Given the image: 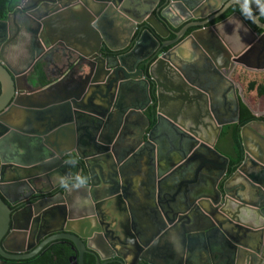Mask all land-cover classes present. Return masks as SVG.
Returning a JSON list of instances; mask_svg holds the SVG:
<instances>
[{
  "label": "water",
  "instance_id": "water-1",
  "mask_svg": "<svg viewBox=\"0 0 264 264\" xmlns=\"http://www.w3.org/2000/svg\"><path fill=\"white\" fill-rule=\"evenodd\" d=\"M214 1L20 0L0 19L1 256L23 260L66 240L76 264L86 254L95 264H155L154 251L180 234L189 253H206L203 264H264V136L255 131L264 121L242 127L244 160L231 176L216 149L223 127L239 121L231 73L264 71V0L222 9L227 0ZM232 4L255 27L238 12L208 26ZM191 19L200 28L183 39L189 25L175 29ZM236 20L251 38L234 47L227 30ZM116 22L129 26L120 45L109 37ZM164 122L191 140L169 167L157 140ZM146 155L147 200L138 205L131 168ZM58 172L76 182L13 209L29 199L8 193L42 188Z\"/></svg>",
  "mask_w": 264,
  "mask_h": 264
},
{
  "label": "crops",
  "instance_id": "crops-1",
  "mask_svg": "<svg viewBox=\"0 0 264 264\" xmlns=\"http://www.w3.org/2000/svg\"><path fill=\"white\" fill-rule=\"evenodd\" d=\"M222 2V1H219ZM215 1L211 0V4L215 5ZM220 5V3H219ZM210 11L209 9L206 11H203V14H208ZM174 16L177 15L176 12H173ZM182 25V22H181ZM127 27L128 24H124L122 22H116L112 24V26L109 28V37L113 40V42L116 45H120L122 41H124V38L127 36ZM242 27L238 25V21L236 20L235 23L231 24L228 26L227 30V38L229 40V43L236 47L237 44L244 45L243 41L244 39L248 40L251 38L249 32H244ZM178 31V30H177ZM244 34H243V32ZM20 50L22 52H25L24 47H20ZM264 50V49H263ZM188 52L184 53V58H187ZM237 90V87H236ZM130 92L127 93L129 95V98H133V100H136L140 95L138 96L139 93V88H131L129 90ZM137 94V95H136ZM139 100V99H137ZM147 113V111H146ZM141 118L138 119L140 121ZM261 129L264 130L263 126H259ZM157 140L159 141V145L161 146V158L163 160V163H165L169 167V163H176V160L180 157L181 150H182V144L185 146V143L190 142L191 140L185 136L182 135L181 132L176 131L174 128H172L168 123H165L159 126V132H158V138ZM217 148V145H216ZM184 149V148H183ZM221 151V149L219 150ZM222 152V151H221ZM202 153H205L204 150H202ZM138 165L133 166L131 168V176L133 177V190L135 191L136 198L138 201V205L143 204L146 198V188L148 182H149V175H150V168L151 165L148 164L149 158L146 155L143 158H138ZM135 171V172H134ZM187 176H185L187 179H193L188 176L192 174L186 173ZM182 178L177 179L176 183L170 184V187H172V190H174L175 186L178 181H181ZM205 180V179H204ZM205 182H207L205 180ZM143 184V186H142ZM234 184V183H233ZM232 184V185H233ZM185 190V188H183ZM18 191L22 192V189ZM144 191V192H143ZM143 192V193H142ZM138 213V218L142 220H146L147 217L144 216V214L140 211ZM207 255L204 251L199 252L197 250H192L189 253V248H186L185 244L182 242V238H180V234H175L173 237L166 238L161 244L160 247L154 251V253L151 255V259L154 261L155 264H185V262H189L188 264H203L205 262V259ZM129 259V258H128ZM95 260V259H94ZM109 261V260H108ZM117 264H119L117 261H114ZM104 264H110V262ZM113 263V262H112ZM132 261L131 259L128 260L127 264H131Z\"/></svg>",
  "mask_w": 264,
  "mask_h": 264
},
{
  "label": "trees",
  "instance_id": "trees-1",
  "mask_svg": "<svg viewBox=\"0 0 264 264\" xmlns=\"http://www.w3.org/2000/svg\"><path fill=\"white\" fill-rule=\"evenodd\" d=\"M20 0H0V19H6L9 12L15 9V7L19 4ZM242 14L247 22L255 27V24L244 15L241 8L238 5H233L223 16L218 18L216 21H220L233 13ZM261 20H264V14L261 16ZM150 28V27H149ZM257 29V28H256ZM151 31H153L150 28ZM179 31L180 28L175 29ZM154 33V31H153ZM189 33V32H188ZM140 32L136 33L138 36ZM156 35V34H155ZM158 36V35H157ZM159 38V36H158ZM170 40L175 39V33H171L169 36ZM162 40V39H161ZM163 41V40H162ZM171 47H163L161 52L168 51ZM141 68L147 69L145 64L141 65ZM231 79L235 83L237 87V96L240 104V113H239V121L234 124L224 126L219 144L223 143L224 148L221 149V153L226 155L229 158V167H228V175H231L236 171V169L243 163L244 159V148L242 144L241 138V129L243 126L247 125L253 121H264V114L259 115V111L261 110V99H264V71H250L243 66H238L232 73ZM151 96L153 100L156 99V91L155 86L151 87ZM155 113L156 107H150L147 110L148 116L151 118V125L155 124ZM219 144L217 145L219 148ZM217 148V149H218ZM82 177L86 180V171L83 172ZM41 254L38 257H35L29 260L28 264H62L66 254L64 252L59 254L58 261L53 263L52 257L49 254H45L42 257ZM26 260L21 261L24 263ZM18 264V263H17ZM86 264H95L94 257L88 255V260ZM110 264H117L116 262Z\"/></svg>",
  "mask_w": 264,
  "mask_h": 264
},
{
  "label": "flooded vegetation",
  "instance_id": "flooded-vegetation-1",
  "mask_svg": "<svg viewBox=\"0 0 264 264\" xmlns=\"http://www.w3.org/2000/svg\"><path fill=\"white\" fill-rule=\"evenodd\" d=\"M228 3V0L226 1V2H224L223 3V5H221V9L226 5ZM233 5H237V4H232L231 6H229L227 9H226V11L225 12H223L221 15H219L217 18H215V20L214 21H216L218 18H220L221 16H223L224 14H226V12L233 6ZM220 9V10H221ZM219 10V11H220ZM219 11H216L215 12V14H217ZM9 14V13H8ZM234 14V13H233ZM233 14H231V15H233ZM231 15H229L228 17H230ZM228 17H226V18H224V19H222V20H220V21H217V22H210L209 24H208V26H210V25H212V24H217V23H220V22H222V21H224V20H226ZM195 20H193V19H191V20H187V21H185V22H182V25H180V30H182V28L183 27H185V26H187V25H189V27H188V30H187V32H186V34H185V36L183 37V39H185V38H187L191 33H192V31H194V30H196V29H199L200 27H193L192 25H190V24H192L193 22H194ZM179 30V31H180ZM189 32V33H188ZM170 40V39H169ZM144 64V63H143ZM44 84H46V82L44 81ZM224 128V127H223ZM256 132H259L261 135H263L264 136V130L263 129H261L260 127H258V130H255ZM220 139V138H219ZM219 144V140H218V142H217V144L216 145H218ZM217 148H218V146H217ZM216 148V149H217ZM217 150H220V148H218ZM220 152V151H219ZM67 160H73V157L72 156H68L67 157ZM244 160V159H243ZM238 169V168H237ZM236 169V170H237ZM232 174H234V173H232ZM231 174V175H232ZM230 175V176H231ZM81 177H82V175H81ZM65 177H62L61 178V173L60 172H58V173H56V174H54L53 175V181L52 180H49L46 184H45V186L44 187H42L41 188V186L40 185H38L37 187H36V185H33V186H26V185H24V186H22V192L19 194V191H17V193L18 194H14V193H12V192H10L8 189H5L4 190V192L7 194L8 192H10V193H8V195H13L12 197H11V199L13 200V201H19L22 197H25V198H27V199H29L28 201H24V202H22V203H20V204H18V205H16V206H14L13 207V209H17V208H21V207H23V206H25L27 203H29V201H33V200H36V199H40V198H43V197H46V196H53V195H56V194H58L59 193V191L61 190L60 189V186H57V185H59V183L60 182H62L63 181V179H64ZM76 181H67V182H65V183H63L64 184V187L63 188H66V187H68V186H70L71 184H73V183H75ZM77 182H79L78 180H77ZM55 187V188H54ZM42 189H44V190H46L47 191V194L45 193V194H43V195H37V191H39V190H42ZM35 192V193H34ZM34 193V195H32ZM10 195V196H11ZM69 243L66 241V240H63V241H55V242H52V243H50L49 245H47V247H45L41 252H39L37 255H35V256H33V257H31V258H27V259H23V260H12V259H7V258H5V257H3V256H1L0 255V259H2V261H4L5 262V264H28L27 262L29 261V260H31V259H33V258H35V257H38V255H45V254H49V256H51L52 257V260H53V263H55V262H57L58 261V258H59V254L60 253H62V252H64L65 254H66V257H65V259H64V261H63V263L62 264H76L77 262L74 260V258H73V256L75 255L72 251H71V249H70V247H69V245H68ZM39 246V244H35L34 245V247H32V249L30 250V251H24L23 252V254H29V253H32L37 247ZM88 255H90V254H86L85 255V264H86V262H87V260H88ZM42 256H40V257H42ZM24 260H26L24 263H21V261H24ZM2 264V263H1Z\"/></svg>",
  "mask_w": 264,
  "mask_h": 264
},
{
  "label": "rangeland",
  "instance_id": "rangeland-1",
  "mask_svg": "<svg viewBox=\"0 0 264 264\" xmlns=\"http://www.w3.org/2000/svg\"><path fill=\"white\" fill-rule=\"evenodd\" d=\"M260 102H261L262 105H261V108H260L261 110L259 111L258 114H259V115H263V114H264V99H261ZM219 148H220V149H223V148H224V144H223V143L219 144ZM218 151H219V150H218ZM220 152H221V151H220Z\"/></svg>",
  "mask_w": 264,
  "mask_h": 264
},
{
  "label": "clouds",
  "instance_id": "clouds-1",
  "mask_svg": "<svg viewBox=\"0 0 264 264\" xmlns=\"http://www.w3.org/2000/svg\"><path fill=\"white\" fill-rule=\"evenodd\" d=\"M77 180L81 183V184H83L84 182H85V178H83V177H81V176H77ZM61 187H64V184H63V182H61V185H60Z\"/></svg>",
  "mask_w": 264,
  "mask_h": 264
}]
</instances>
